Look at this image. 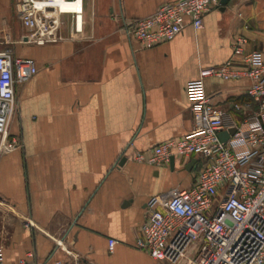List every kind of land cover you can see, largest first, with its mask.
I'll return each mask as SVG.
<instances>
[{"label": "crops", "instance_id": "1", "mask_svg": "<svg viewBox=\"0 0 264 264\" xmlns=\"http://www.w3.org/2000/svg\"><path fill=\"white\" fill-rule=\"evenodd\" d=\"M172 1L84 0L78 34L73 15L49 10L35 36L56 40L39 44L27 41L19 0H0V51L12 48L38 67L17 86L10 131L22 145L0 158V264H161L137 246L142 227L159 198L194 184L200 157L171 166L136 155L190 132L187 84L231 59L237 36L264 55V0H228L203 28L188 25L152 48L127 33L131 21ZM60 9L82 12L79 1ZM250 83L209 78L206 89L240 122L258 107Z\"/></svg>", "mask_w": 264, "mask_h": 264}, {"label": "built area", "instance_id": "2", "mask_svg": "<svg viewBox=\"0 0 264 264\" xmlns=\"http://www.w3.org/2000/svg\"><path fill=\"white\" fill-rule=\"evenodd\" d=\"M52 1L19 0L20 18L29 30L28 42L56 40L35 36L40 15L49 10L73 15L76 34L83 31L84 0H65L67 4L79 1L81 13L55 8ZM220 2H167L152 14L131 21L126 31L144 48H152L173 40L188 25L195 30L203 28L206 14ZM247 42L246 36H237L231 59L201 68L197 78L188 82L194 116L190 132L136 155V160L154 165L167 164L172 156L200 157L194 184L174 187L159 198L160 206L150 208L142 227L137 246L161 264H264V55L246 51ZM37 72L34 59L16 55L12 48L0 51V158L22 145L10 131L18 109L17 86ZM209 78L249 79L246 93L257 109L237 122L212 102L206 89ZM230 128H235V133L222 141L219 133ZM115 243V239L109 240L110 250ZM18 264L33 263L21 259Z\"/></svg>", "mask_w": 264, "mask_h": 264}, {"label": "water", "instance_id": "3", "mask_svg": "<svg viewBox=\"0 0 264 264\" xmlns=\"http://www.w3.org/2000/svg\"><path fill=\"white\" fill-rule=\"evenodd\" d=\"M220 3H221L222 6H225L228 3V0H221ZM235 131H236L235 128H230L229 130H224V131L220 132L219 133L220 139L222 141H228L230 139V137L235 133ZM194 162H195V160H193L190 163V165L194 164ZM174 163H175V156H172L171 159H170L171 166L174 165Z\"/></svg>", "mask_w": 264, "mask_h": 264}, {"label": "bare ground", "instance_id": "4", "mask_svg": "<svg viewBox=\"0 0 264 264\" xmlns=\"http://www.w3.org/2000/svg\"><path fill=\"white\" fill-rule=\"evenodd\" d=\"M50 4L53 6H59L60 8L65 9V7L68 5L64 0H53Z\"/></svg>", "mask_w": 264, "mask_h": 264}, {"label": "rangeland", "instance_id": "5", "mask_svg": "<svg viewBox=\"0 0 264 264\" xmlns=\"http://www.w3.org/2000/svg\"><path fill=\"white\" fill-rule=\"evenodd\" d=\"M11 47H13V46H11Z\"/></svg>", "mask_w": 264, "mask_h": 264}]
</instances>
